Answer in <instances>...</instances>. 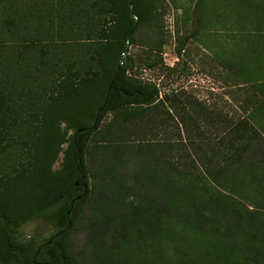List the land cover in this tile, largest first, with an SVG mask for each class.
I'll return each instance as SVG.
<instances>
[{
    "label": "trees",
    "instance_id": "obj_1",
    "mask_svg": "<svg viewBox=\"0 0 264 264\" xmlns=\"http://www.w3.org/2000/svg\"><path fill=\"white\" fill-rule=\"evenodd\" d=\"M132 3L138 23L130 0H0V264H80L69 237L82 218L90 264L97 249L147 251L150 261L138 264H264L263 209L226 189L259 183L263 128L141 78L139 68L172 69L162 56L166 7ZM236 6L243 34L248 21L264 42V0ZM196 34L181 37L178 57ZM234 55L235 66H254L238 67L264 98V46ZM171 128L187 170L156 152L166 145L157 135ZM221 137L240 165L211 164ZM201 166L216 188L188 181ZM35 220L64 231L23 238Z\"/></svg>",
    "mask_w": 264,
    "mask_h": 264
},
{
    "label": "rangeland",
    "instance_id": "obj_2",
    "mask_svg": "<svg viewBox=\"0 0 264 264\" xmlns=\"http://www.w3.org/2000/svg\"><path fill=\"white\" fill-rule=\"evenodd\" d=\"M237 2L238 0H165L166 44L163 47L165 55L162 56L164 63L172 69L162 72L143 67L139 68L138 74L143 79L157 83L161 86L162 91L183 92L212 107L224 110L236 120L250 119L252 121L254 119L264 130V98L251 81H244L238 66L243 67L245 64L235 66L233 63L235 53L250 48L253 44H259V47H262L264 42L255 35L256 26L251 24V28L246 19V28L251 29V33H249L248 39L243 34L245 27L242 28L240 20H236L239 13ZM192 30L196 31V37H191L187 41L182 54L178 57L176 47L180 43L181 37ZM201 38H203L202 43ZM138 51V45L129 47L131 54ZM243 60L248 61L246 58ZM245 66H247L248 72L256 71L254 66L249 63ZM262 73L264 74V72ZM260 79L264 80V78ZM256 106L261 107L259 113L253 111ZM171 139L172 128L159 133L156 143L163 142L166 145L155 146L156 152L170 158L173 156L176 165L181 166L183 163L185 166H182L183 169L187 170V162H190L189 154L172 151ZM239 158L232 140L221 137L216 150L209 159H211V164L216 166L220 160L240 165L237 161ZM168 168H171V165ZM200 171L201 173L195 174L188 181L190 180L192 183V179H195L196 184L202 190L205 189V185L208 189L216 188L215 184L208 182L205 167L201 166ZM258 180L259 183L253 187L247 185L245 191L236 189L229 183H227L226 189L231 192H240L236 195L253 205L254 208L256 205L260 206L264 213V170L261 166H259ZM87 226L86 219H80L69 237L70 248L79 257L80 264H90V249L86 243ZM52 234H54V229L51 225L41 220H35L23 226L21 236L23 238L36 236L40 242H43ZM125 245L132 251L135 247H139L136 239H133L131 244L126 243ZM166 249L168 258L172 262V244L168 243ZM112 251L109 254L110 257H104L103 253L97 249L93 261L97 264H138L140 261L144 263L150 261L147 251L142 252L140 256L137 253Z\"/></svg>",
    "mask_w": 264,
    "mask_h": 264
},
{
    "label": "water",
    "instance_id": "obj_3",
    "mask_svg": "<svg viewBox=\"0 0 264 264\" xmlns=\"http://www.w3.org/2000/svg\"><path fill=\"white\" fill-rule=\"evenodd\" d=\"M130 7H131V10H132V16L136 19V23H138L139 18H138V16H137L136 13H135V6L133 5L132 0H130ZM126 51H127V50H126ZM77 199H79V197H77ZM63 231H64V230H61V231H59V232L53 234L52 238L61 235V234L63 233ZM50 242H51V240H48L47 243H50ZM43 245H45V243L42 244V246H43ZM42 246H41V247H42ZM35 262H36V261H35Z\"/></svg>",
    "mask_w": 264,
    "mask_h": 264
},
{
    "label": "built area",
    "instance_id": "obj_4",
    "mask_svg": "<svg viewBox=\"0 0 264 264\" xmlns=\"http://www.w3.org/2000/svg\"><path fill=\"white\" fill-rule=\"evenodd\" d=\"M163 55H165V54L163 53Z\"/></svg>",
    "mask_w": 264,
    "mask_h": 264
}]
</instances>
